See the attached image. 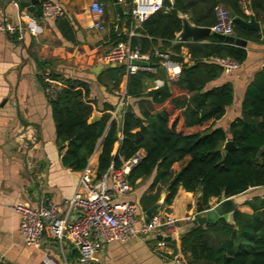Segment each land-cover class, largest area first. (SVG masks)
I'll list each match as a JSON object with an SVG mask.
<instances>
[{"label":"trees","instance_id":"obj_1","mask_svg":"<svg viewBox=\"0 0 264 264\" xmlns=\"http://www.w3.org/2000/svg\"><path fill=\"white\" fill-rule=\"evenodd\" d=\"M129 7L132 22L133 0H123ZM228 9L232 17L247 20L249 11L257 22H264V0H163L162 9L149 15L133 30L139 39L114 32L112 38L129 43L147 54L155 72L139 70L126 75L125 66L108 67L98 81L111 90H118L126 77V98L133 103L124 108L121 125L110 120L107 106L100 118L92 121L95 100L90 99L88 83L76 78L62 80L63 87L50 99L56 142L63 150V164L71 171H82L100 143L97 175L110 164L119 167L142 150L144 158L128 175L131 188L151 179L148 191L139 200L143 212L151 208L165 192L163 206H170L179 189L197 196V211L209 209L212 198H231L250 188L264 187V69L247 86L241 102L240 116L229 123L227 130L214 128L226 107L233 103V87L226 83L207 89L223 70L216 58H229L242 64L247 58L245 47L226 45L207 36L196 43L179 42L181 16L199 27H212L215 9ZM121 20V19H120ZM63 39L74 42V20L62 17L54 21ZM234 36L264 44L263 35L244 30L234 24ZM263 37V39H262ZM172 52L171 59L180 66L175 81L163 77L155 57V48ZM187 49L188 61L181 54ZM45 63H39L43 70ZM105 79V81L102 80ZM162 86L153 87L156 79ZM58 81L60 76L49 74ZM39 83L45 87L42 76ZM207 123H211L204 128ZM119 133V134H118ZM235 149L224 151L225 142ZM119 147L112 154L114 144ZM246 205L251 215L235 210L232 222L214 224L198 220L180 237V251L187 264H264V196Z\"/></svg>","mask_w":264,"mask_h":264},{"label":"crops","instance_id":"obj_2","mask_svg":"<svg viewBox=\"0 0 264 264\" xmlns=\"http://www.w3.org/2000/svg\"><path fill=\"white\" fill-rule=\"evenodd\" d=\"M31 0H29L30 2ZM36 0V9L40 12V3ZM59 4L65 11V16L74 20V42L62 38L54 21L44 20L33 14L39 26V32L32 36L27 30L9 35L0 32V264H77V251L69 243L62 245L45 234L39 248L26 245L20 232V216L14 208L18 205L36 209L40 206L53 204L60 209L59 216L71 221L75 211L67 213L63 203L76 192L82 171L87 170L97 175L98 157L101 152L100 143L88 159L82 171H71L62 161V150L56 142V132L51 116L50 98L38 81V77L49 78V74L60 76L58 82L67 78H76L88 83L90 99L95 100L93 116L99 119L107 106L115 110L123 100L124 107L133 103L126 98V77L124 76L118 90H111L98 81L108 67L124 66L123 64L106 65L100 57L115 46L112 38L114 32L128 36L140 27L141 22L132 17V22L126 18L129 7L123 0H118L125 15L119 17L110 0H98L104 3L105 13L101 17L104 30L92 28L93 17L89 5L95 0H47ZM172 3L173 0H169ZM17 2V3H16ZM110 3V4H107ZM151 3L152 0H133ZM19 0H0V23L13 25L20 23ZM32 14V13H31ZM246 15H250L245 10ZM186 15L181 16V18ZM121 19V20H120ZM189 20V19H188ZM264 33V22L260 23ZM178 35V34H177ZM263 39V37H262ZM190 42V40H188ZM127 43V42H126ZM129 44V43H128ZM247 58L239 64L238 69L231 73L222 72L221 76L207 84L206 88L229 83L233 87V103L226 107L224 116L215 122L214 128L227 130L229 123L240 116L241 102L247 86L255 75L264 69V44L247 42ZM155 51L168 52L158 43ZM181 54L188 61L187 49L182 48ZM39 63H45L43 70ZM100 67L97 73L93 70ZM179 66V74H180ZM155 72V71H153ZM165 77V73H162ZM105 81L104 78H102ZM156 79L153 87H156ZM110 120L121 125V116ZM211 123H207L204 128ZM119 134V133H118ZM119 143L114 144L112 154H115ZM151 179L142 181L131 194L121 200L135 202L148 191ZM198 195L179 189L172 204L163 206L165 192H162L157 203L161 204L160 212L170 213L180 219L178 235L170 237V241L157 239V234L133 237L127 242H111L105 244L102 252L91 264H175L172 256L180 250V237L190 228L198 225L199 219L205 220V210L197 211ZM264 196V187L250 188L243 194L231 197L235 210L251 215L253 210L246 205L256 198ZM216 198L209 200V208L214 206ZM158 211V212H159ZM192 215L191 220H183ZM137 224L144 222V212L139 209ZM227 222H232V214ZM206 223V221H205ZM166 238V237H162ZM163 246L157 249V243Z\"/></svg>","mask_w":264,"mask_h":264},{"label":"built area","instance_id":"obj_3","mask_svg":"<svg viewBox=\"0 0 264 264\" xmlns=\"http://www.w3.org/2000/svg\"><path fill=\"white\" fill-rule=\"evenodd\" d=\"M29 3V0H19ZM17 3V2H16ZM163 0H152L151 3L137 2L131 15L139 22H143L149 15L162 9ZM93 17L92 28L102 31L104 26L101 17L105 13L104 3L93 1L88 8ZM41 17L47 21H55L65 16L62 7L51 1L40 3ZM20 23L13 25L7 22L0 23V32L14 35L16 32L27 30L32 36L39 32L36 18L26 10L19 13ZM233 17L225 7L215 9V23L210 27L211 32L223 36H234ZM133 33H130V37ZM159 67L164 71L167 80L175 81L179 76V65L171 59L168 52L155 51ZM103 64H123L126 75H132L139 70L155 71L154 67H138L132 61L149 62L147 54L140 53L139 48H131L128 43L118 42L111 50L100 57ZM216 64L223 72L231 73L238 69L239 63L229 58H216ZM44 91L53 99L63 87L62 82L44 78ZM162 81H156V87L162 86ZM124 102L120 100L117 108L111 112L114 119L118 113L121 118L124 114ZM144 158L142 150L136 152L129 159L122 161L119 167L110 164L100 176L92 175L89 171H82L79 185L73 196L64 201L67 213L74 210L73 220L59 216L60 209L53 204H47L33 209L29 206L18 205L14 208L20 216V232L23 242L34 248H39L45 234L55 239L59 245L67 242L77 251V264L93 263L105 244L111 242L124 243L133 237L157 234L162 237H173L179 233L178 218L170 213L158 212L147 223L137 224V215L140 206L135 202L121 200L128 196L132 188L128 182V175ZM187 215L183 220H191ZM162 241L157 243V249L162 247ZM175 264H187L186 258L179 250L172 256Z\"/></svg>","mask_w":264,"mask_h":264},{"label":"water","instance_id":"obj_4","mask_svg":"<svg viewBox=\"0 0 264 264\" xmlns=\"http://www.w3.org/2000/svg\"><path fill=\"white\" fill-rule=\"evenodd\" d=\"M113 4V7L119 17L125 15L123 12L118 0H110ZM36 0H31L29 3H20V8H26V10L32 14H36L41 16V13L36 9ZM233 22L236 26L247 30L252 31L257 34L261 32L260 24L255 20L253 15H248V19H242L240 17H233ZM212 36L219 41L223 42L226 45L236 46V47H246L247 42L235 36H223L220 34H216L211 32L208 27H199L193 25L188 19L185 17L181 18V30L177 35V39L179 42L185 43L188 40L192 43H196L204 37ZM132 65L138 67H154L152 62H144V61H132ZM100 70V67L94 68L93 72L97 73ZM98 120V119H97ZM92 121H96L95 116L92 117ZM234 144L232 141L225 142L223 146L224 151L234 150ZM214 206L209 208L205 212V221L207 224H214L220 220L227 221L228 217L235 211V204L233 203L231 198H216L214 201ZM161 207V204L155 203L151 208L144 212V222L147 223L149 219L153 218L158 214V211ZM158 240L170 241V237L162 238V236H157Z\"/></svg>","mask_w":264,"mask_h":264},{"label":"rangeland","instance_id":"obj_5","mask_svg":"<svg viewBox=\"0 0 264 264\" xmlns=\"http://www.w3.org/2000/svg\"><path fill=\"white\" fill-rule=\"evenodd\" d=\"M107 4H110V3L107 2ZM137 218H138V216H137Z\"/></svg>","mask_w":264,"mask_h":264}]
</instances>
